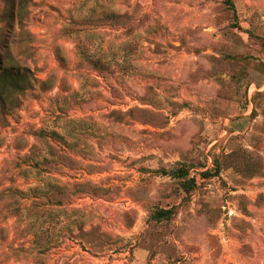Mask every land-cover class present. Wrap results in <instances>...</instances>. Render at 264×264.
Listing matches in <instances>:
<instances>
[{
    "label": "rangeland",
    "instance_id": "1",
    "mask_svg": "<svg viewBox=\"0 0 264 264\" xmlns=\"http://www.w3.org/2000/svg\"><path fill=\"white\" fill-rule=\"evenodd\" d=\"M231 1L0 0V264H264V0Z\"/></svg>",
    "mask_w": 264,
    "mask_h": 264
},
{
    "label": "trees",
    "instance_id": "2",
    "mask_svg": "<svg viewBox=\"0 0 264 264\" xmlns=\"http://www.w3.org/2000/svg\"><path fill=\"white\" fill-rule=\"evenodd\" d=\"M224 3L233 10V4L231 0H224ZM106 17L111 18L112 20L115 21H121L123 20L125 17L122 15H114V14H108L106 15ZM7 55L5 56V59L8 60L9 57H11V50L9 49V47L4 46ZM94 65H92L93 67H105L101 62L99 61H94L93 62ZM21 84L24 86L26 85V82L23 81L22 78L20 77H15V78H11L9 83H8V87H19L21 86ZM22 87V86H21ZM7 99L8 96L4 93L3 90H0V111L5 108L6 104H7ZM218 168L216 167L215 169V174H218ZM158 173L161 176H168V177H172L175 179H180V180H184L182 182V189H184V192L187 194L190 190H192L195 187V180L194 179H187L188 177V171L186 169L183 168H178L175 170H160L158 171ZM173 215V211L172 209H159L156 210L151 219L152 221L155 222H161V221H168Z\"/></svg>",
    "mask_w": 264,
    "mask_h": 264
}]
</instances>
